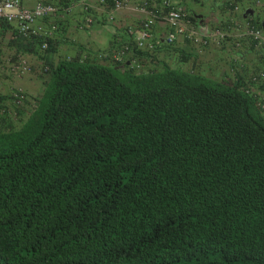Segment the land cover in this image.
<instances>
[{
  "label": "trees",
  "instance_id": "trees-1",
  "mask_svg": "<svg viewBox=\"0 0 264 264\" xmlns=\"http://www.w3.org/2000/svg\"><path fill=\"white\" fill-rule=\"evenodd\" d=\"M94 56L46 66L35 110L0 132V264H264L256 98Z\"/></svg>",
  "mask_w": 264,
  "mask_h": 264
},
{
  "label": "rangeland",
  "instance_id": "rangeland-1",
  "mask_svg": "<svg viewBox=\"0 0 264 264\" xmlns=\"http://www.w3.org/2000/svg\"><path fill=\"white\" fill-rule=\"evenodd\" d=\"M22 1L25 4L28 2ZM56 1L48 0V2ZM149 1L158 3L160 0ZM181 1L186 5L190 15L195 16L194 21L202 30L210 31L218 26L228 29L230 36L227 44L224 47L197 46L183 38V44H187L183 53L177 50V40L172 43L164 42L167 26L162 23L159 37H154L145 49H137L135 40L134 44L133 40L124 41L134 47V54L130 57L138 59L142 63L136 72L160 71L171 67L193 71L218 81L230 83L238 81L245 84L253 74L264 70V51H259L254 44L247 40H242L240 47L234 45L233 42L235 35L240 32L239 30H242L245 15L251 18L254 23L261 25L264 20V3L239 0L235 4L238 8L235 9V6L230 4V0H218L222 4L221 7H215L217 0ZM191 4L198 9L196 15ZM130 14L137 15V19L140 18L138 22L143 18L142 13L128 8L119 11L117 17L123 25L122 30L134 36L135 28L138 25L134 28V23L127 22V17ZM67 17L69 16L66 14L62 16L63 23L68 20ZM125 21L126 24H124ZM61 26H63L62 23ZM130 28L134 32L130 31ZM163 29H165L164 32ZM15 33L16 29L13 25H5L0 30V132L20 129L35 110L45 90V79L48 72L46 66L50 68L52 63H57L62 58L75 57L69 52V46L65 44L60 46L59 41L55 42V40L46 51L40 48L41 42L38 43L37 40H34L36 47H31L33 50L30 51L23 47L21 42H18L14 36ZM19 53L26 54L31 63L28 72L24 74H20L14 69ZM94 59L103 63L114 61V59L107 61L98 57ZM258 90L260 94H264V84L260 85ZM17 91L23 92L25 95L20 104H15L13 98Z\"/></svg>",
  "mask_w": 264,
  "mask_h": 264
},
{
  "label": "built area",
  "instance_id": "built-area-1",
  "mask_svg": "<svg viewBox=\"0 0 264 264\" xmlns=\"http://www.w3.org/2000/svg\"><path fill=\"white\" fill-rule=\"evenodd\" d=\"M34 4L29 6L22 0H0V30L5 25H13L16 29L15 38L23 37L28 40L41 39L40 48L44 51L50 47V40H55L61 30L59 19L63 15H70L77 18L80 28L85 24H93L96 21L98 12H103L109 21H112L116 14L123 9L133 8L146 13L142 25L137 29V46L145 48L148 41L154 37L153 29L158 23H164L168 32L164 42L172 43L179 36L188 39L197 46L212 45L224 47L229 39L228 29L218 26L210 31H204L188 14L187 7L181 0H160L158 3H150L149 0H98V5L90 0H33ZM136 1V0H135ZM188 1V0H187ZM263 3V0H252ZM81 6L83 15L78 14L77 7ZM238 6L235 7L237 9ZM241 26V25H240ZM241 32L235 36L234 45L240 47L242 40L255 45L259 51H264V27L259 26L251 18H246L242 23ZM133 31V30H131ZM129 45H123L116 58L121 60L126 53H130ZM29 57L24 53L18 54V62L14 69L24 74L30 68ZM132 66H135V62ZM131 66V67H132ZM264 84V70L253 74L243 89L257 98L260 107L264 108V94H260L258 87ZM25 95L17 91L14 95L15 104L23 102Z\"/></svg>",
  "mask_w": 264,
  "mask_h": 264
},
{
  "label": "crops",
  "instance_id": "crops-1",
  "mask_svg": "<svg viewBox=\"0 0 264 264\" xmlns=\"http://www.w3.org/2000/svg\"><path fill=\"white\" fill-rule=\"evenodd\" d=\"M24 1H28V5L34 4L33 0ZM93 1L95 5H98V0ZM216 2L217 3L215 4V7L222 6L220 1L217 0ZM191 7L194 8L193 10L196 15V10H198L197 7L193 4H191ZM81 11V6L79 5L77 7V12H79L78 14L80 15V17L81 15H83ZM96 12L99 14L96 18V21L90 25L85 24V28H80V26L77 24V18H74L73 16L67 15L69 17H67L68 20L65 21L66 23H62L64 19H60L62 20L61 23L63 26L61 27V30L58 34L57 39H55V42L59 41L60 46H62L63 44L69 46V52L72 53V55H74L75 57L80 58H85L84 53H87V51L91 54H95L103 50L115 51L120 47V43L126 40H133L134 44L135 35H129L126 31L122 30L123 25L121 24L120 20H118V13L116 14V18H114L113 21L110 22L103 12ZM127 18V22L134 23V28L137 25L139 26L142 21L141 20L140 22H138V19L140 18L137 19V15L135 14H130ZM124 24H126V21L124 22ZM161 30L162 24H159L156 27L155 37H159L158 34ZM164 31L165 29H163V32ZM239 31L241 32V30ZM176 46L178 47V51H182L184 53L183 49L187 47V44H183L182 36L177 39ZM87 56L89 55L87 54Z\"/></svg>",
  "mask_w": 264,
  "mask_h": 264
},
{
  "label": "clouds",
  "instance_id": "clouds-1",
  "mask_svg": "<svg viewBox=\"0 0 264 264\" xmlns=\"http://www.w3.org/2000/svg\"><path fill=\"white\" fill-rule=\"evenodd\" d=\"M229 1V0H228ZM234 1V2H233ZM233 1H231L230 0V4H232V5H234L235 7L237 6V5H235L236 4V2L237 1H239V0H233ZM243 1H252V0H243ZM233 2V3H232ZM253 2H255V1H253ZM134 3H136V1L134 0ZM263 3H264V0H263ZM258 4H262V3H258ZM127 9V8H126ZM128 9H131V10H135V9H133V8H128ZM121 11V10H120ZM135 11H137V12H140V13H142L143 14V18L141 19L142 21H143V19L145 18V16H146V13L145 12H142V11H138V10H135ZM188 11V10H187ZM188 14L190 15V13L188 12ZM191 16V18H192V20H194V17L192 16V15H190ZM115 18H116V16H115ZM246 18H249V17H247V15H246V17L244 18V20L246 19ZM61 19V18H60ZM60 19H59V24H60V26H61V22H60ZM113 21V20H112ZM112 21H110V22H112ZM142 21H141V23L139 24V26L137 27V28H135V31H137V29L142 25ZM263 23H264V20L262 21V23H261V25L259 24V26H263L264 27V25H263ZM159 24H162V23H158L155 27H154V29H153V32H154V35H155V28L159 25ZM258 25V24H257ZM199 26V25H198ZM131 30H133L132 28H130V31ZM132 32H134V31H132ZM167 32H168V27H167ZM136 36H137V32H135V37H134V40H135V45H136V47H137V49H145L147 46H148V44L150 43V41H153V39H154V37L152 38V39H150L149 41H148V43H147V45L145 46V48H139L138 46H137V40H136ZM180 37V36H179ZM178 37V38H179ZM183 37V36H182ZM177 38V39H178ZM183 38H185V37H183ZM176 39V40H177ZM186 39V38H185ZM175 40V41H176ZM188 40V39H187ZM162 41V40H161ZM33 42V41H32ZM129 45V47H130V53H126L124 56H123V60H124V62H125V64L126 65H128L131 69H133L135 72L141 67V65H142V63L138 60V59H135V58H132V57H130V56H132V54H134V47L131 45V44H129V43H125L124 41L123 42H121L120 43V47L117 49V50H115V51H109V50H103V51H100V52H98V53H95L94 55V57L93 58H96V57H98V58H102V59H105V60H107L106 59V57L107 56H109V54L110 53H114V57H115V59H117L116 58V54L117 53H119L120 51H121V49H122V46L123 45ZM87 54L88 55H91V53L90 52H88L87 51V53H84V57L85 58H82V59H86L88 56H87ZM66 58H68V59H73V58H75V57H66ZM111 59H113V58H110L109 60H111ZM109 60H107V61H109ZM133 61H136L135 62V66L133 67L132 66V63H134ZM132 66V67H131ZM138 73V72H137ZM139 73H142V72H139ZM238 80V79H237ZM248 81V80H247ZM247 81H246V83L245 84H242V88L247 84ZM245 91V90H244ZM255 97V96H254ZM14 98V97H13ZM256 100H257V98H256ZM257 104H258V101H257ZM259 105V104H258ZM260 107V106H259ZM263 111H264V108H262V107H260Z\"/></svg>",
  "mask_w": 264,
  "mask_h": 264
},
{
  "label": "water",
  "instance_id": "water-1",
  "mask_svg": "<svg viewBox=\"0 0 264 264\" xmlns=\"http://www.w3.org/2000/svg\"><path fill=\"white\" fill-rule=\"evenodd\" d=\"M263 25H264V23H263Z\"/></svg>",
  "mask_w": 264,
  "mask_h": 264
}]
</instances>
